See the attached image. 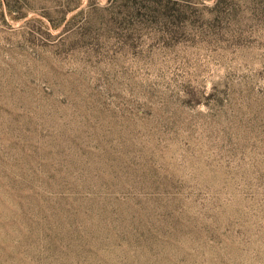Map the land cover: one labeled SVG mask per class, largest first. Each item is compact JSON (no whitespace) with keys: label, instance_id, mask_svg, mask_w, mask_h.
Wrapping results in <instances>:
<instances>
[{"label":"rangeland","instance_id":"obj_1","mask_svg":"<svg viewBox=\"0 0 264 264\" xmlns=\"http://www.w3.org/2000/svg\"><path fill=\"white\" fill-rule=\"evenodd\" d=\"M0 264H264V0H0Z\"/></svg>","mask_w":264,"mask_h":264}]
</instances>
